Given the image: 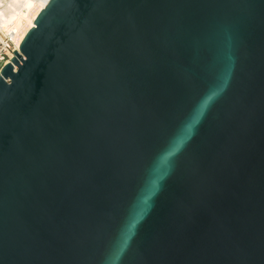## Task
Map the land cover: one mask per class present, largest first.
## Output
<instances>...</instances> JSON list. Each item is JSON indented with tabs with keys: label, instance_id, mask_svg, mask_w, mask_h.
Segmentation results:
<instances>
[{
	"label": "water",
	"instance_id": "95a60500",
	"mask_svg": "<svg viewBox=\"0 0 264 264\" xmlns=\"http://www.w3.org/2000/svg\"><path fill=\"white\" fill-rule=\"evenodd\" d=\"M0 264H264V0H49L0 71Z\"/></svg>",
	"mask_w": 264,
	"mask_h": 264
},
{
	"label": "bare ground",
	"instance_id": "6f19581e",
	"mask_svg": "<svg viewBox=\"0 0 264 264\" xmlns=\"http://www.w3.org/2000/svg\"><path fill=\"white\" fill-rule=\"evenodd\" d=\"M49 0H0V30H15L17 41L34 27L35 19Z\"/></svg>",
	"mask_w": 264,
	"mask_h": 264
},
{
	"label": "built area",
	"instance_id": "2783aa9c",
	"mask_svg": "<svg viewBox=\"0 0 264 264\" xmlns=\"http://www.w3.org/2000/svg\"><path fill=\"white\" fill-rule=\"evenodd\" d=\"M16 34L15 30H0V71L3 66L11 62L14 57V51H19L21 41H17ZM14 69L16 71V68Z\"/></svg>",
	"mask_w": 264,
	"mask_h": 264
}]
</instances>
